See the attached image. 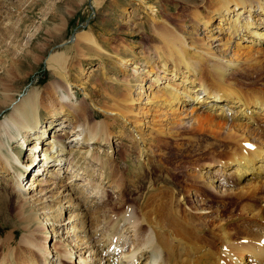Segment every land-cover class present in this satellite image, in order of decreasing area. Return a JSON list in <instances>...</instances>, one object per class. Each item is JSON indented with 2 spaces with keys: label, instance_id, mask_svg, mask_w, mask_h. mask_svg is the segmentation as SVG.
<instances>
[{
  "label": "bare ground",
  "instance_id": "1",
  "mask_svg": "<svg viewBox=\"0 0 264 264\" xmlns=\"http://www.w3.org/2000/svg\"><path fill=\"white\" fill-rule=\"evenodd\" d=\"M181 1L179 5L184 12L190 9L189 13L172 25L161 20L145 0L140 2L146 5L151 19L148 41L137 55L125 45V49L114 47L115 70L126 75L116 83L110 78L109 82L117 87L112 88L114 95L107 96L102 106L83 90V82L78 84L70 76L73 61L68 58V49L65 56L57 53L49 59L51 79L45 90L33 89L16 99L17 90L2 88L0 109L10 112L0 120V175L13 171L14 185L13 193L0 190V194L11 202L15 191L28 194L39 188L40 198L23 200L18 205L14 218L25 233L17 251L10 247L9 234L5 240L0 239V249L5 251L0 264H50L52 258L51 264H76L75 259L77 264H264V78L257 64V57L264 56V0ZM189 24L191 30L187 32ZM199 25L204 31L225 32V38L201 37ZM213 40L219 41L217 49L212 47ZM39 49L35 52L43 50ZM112 50L103 49L86 31L77 34L72 46L74 55H98L111 64ZM129 61L133 62L127 65ZM144 81H149L146 89ZM78 87L85 92L81 99L90 102L91 110L98 111L102 119L96 120L97 114H87L79 104L74 90ZM136 87L139 91L134 94ZM41 113L49 116L50 125L64 124L65 119L72 118L73 126L49 140L47 131L51 129L42 126ZM58 115L61 117L56 118ZM114 137L131 143L127 148L119 147L120 153L126 156L135 151L143 159L127 182L134 189H142L140 182L146 181L147 192L137 208L129 205V211L124 208L112 220L106 219L103 233L97 238L100 227L95 222L104 201L98 205L95 198L104 196L105 185L120 195V201L127 191L117 170V159L111 161V156L105 154L101 160L93 148L96 144L110 148ZM5 140L12 144L22 140V145L30 141L25 145V151H29L25 163L8 152ZM185 142L192 148V143L205 145L189 150L183 147ZM191 153L203 160L197 157L202 162L192 164L200 166L197 171L183 170L187 183L181 186L180 190H185L181 195L178 183H172L171 170L162 161L168 157L185 160ZM94 164L104 173L103 183H96L94 173H89V166ZM166 180L173 187L165 182L159 186ZM246 180L251 182L246 184ZM55 201L56 206L52 205ZM35 206L45 218L43 222ZM63 215L69 219L64 230L72 226L74 248L55 243L50 249L46 245L47 230L51 227L53 236L59 237L57 227L64 226ZM86 219L93 224L91 230L85 226ZM12 227L15 229V225ZM32 228L36 237L27 235ZM36 231L41 233L42 241L37 239ZM125 241L131 248L127 252ZM85 253L88 257H82Z\"/></svg>",
  "mask_w": 264,
  "mask_h": 264
},
{
  "label": "rangeland",
  "instance_id": "2",
  "mask_svg": "<svg viewBox=\"0 0 264 264\" xmlns=\"http://www.w3.org/2000/svg\"><path fill=\"white\" fill-rule=\"evenodd\" d=\"M99 1L100 4L96 5V0H0V33H1L0 38L3 39L1 40L2 42L0 41L1 43L0 44V94L2 88L5 86L17 90L18 93L15 94L16 99H18L21 94L26 93L27 91H31L33 89L40 92L45 90L47 83L51 79V73H50L51 70L48 67L49 59L57 53H59L58 54L59 57L65 56V50L68 49L70 53L68 55V58L69 60L72 59L70 60V62L73 61L71 62L72 69L70 71L71 73L70 76L72 77V79L76 81V83L78 84L83 82L84 87L86 85L85 89L83 90L84 91L86 90V92H88L89 94L91 93L92 99L95 100V102L99 106H102V103L107 102L106 99L107 96L112 97L114 95L112 88L115 87L116 85H114L113 82L116 83V79L123 80L126 75L125 73L118 74L117 70H115L117 66H115L116 50L114 49V47L117 45H119L120 47L125 45L127 49L129 50L130 48L132 49L129 52H133V53L135 52L136 55L139 54V52H141V49L144 47V45H146L148 41L146 34L149 32L151 28V19L150 16L147 15L148 11L145 10L146 8H144V6L146 5L142 6V4L140 3L142 0H99ZM145 2L148 3L151 7H153V11L157 12L161 20L166 21L171 25L172 23L180 20V18H182L183 15H185V12L186 14L189 13L188 11L190 10L188 9L185 12L183 11L184 8L181 7L182 5H179V3L182 2L181 0H174L173 2H171V0H145ZM173 6H175V8ZM162 7L163 8L166 7V9L163 12L161 11V9H163ZM201 12L202 14H205L203 11ZM217 23L218 21L214 22L213 27H215ZM198 27H199L198 33H200L201 37H204V35H206L205 37L207 38L208 35L209 36L211 35L212 38H216V39L223 40L225 38V32L219 33L215 30L209 32L211 29L208 31L205 29L206 31H204V28L202 26L199 25ZM10 28L14 32H12L11 30L8 31ZM187 28H188L187 32L191 30L190 24L189 26H187ZM83 31L89 32L92 35V37L98 41V44L103 49L106 50L107 48L113 49L112 64L107 63L106 59H105L106 61L102 60L101 58L98 57V55L97 56L90 55V57L88 56V58L87 57L82 58L81 56L74 55L72 53V46H74V43L76 41V36L77 34ZM133 34L136 35L137 38L131 40L130 37ZM139 35L145 36L143 41L140 39ZM213 42L214 43L212 47H214V49H217L216 45L219 44V41L213 40ZM37 48H40L39 50L43 49L42 51H40L41 53L38 51L35 52ZM262 49H264V46ZM119 55H120L119 57H121L123 54H119ZM129 55H131V53ZM79 57H81L82 60L79 59ZM122 57H126L128 59L131 58L130 56H126V55L125 56L123 55ZM261 57L260 55L257 57L258 59L257 64H259L260 67L262 68L260 69V72L264 78V73H263L264 56ZM132 62L133 61H129V63L127 62V65L128 64L130 65ZM8 73H10L11 75ZM167 77L170 78V75H166V78ZM110 78L113 81L112 83L109 82L111 80ZM105 79L108 82L104 81ZM100 80L101 81L103 80L102 83ZM164 81L165 79H163L162 82ZM148 83L149 81L147 82L144 81L142 83L144 85V89L147 88ZM121 89L123 90L124 88L121 87ZM157 89H154L153 91H156ZM74 90L77 92L78 100H80L79 104L81 103L84 106L85 110L87 109L86 113L89 115H91V113H95L98 116L96 120L102 119L103 116H101V114L98 111H96L95 109L93 111L91 110L92 108L90 106V102L88 101L86 102L83 99H81L85 92L79 87ZM92 90H94L95 92ZM138 91L139 88L136 87L133 93L136 94L138 93ZM84 103L86 104V106ZM232 111L234 110L232 109ZM9 112L10 110L7 109L4 110L3 108H1L0 120L5 118ZM45 114L46 113H41L42 124H43L42 126H45L46 129H48L47 127L50 126L51 130L47 131V134H49V140L50 139L52 140V136L54 134L56 135L58 133H61L62 130L70 131V128L73 126V124H71L72 118L65 119L66 118L65 116L62 117L63 119H65L64 121H66V123L60 125H56L55 123H53L52 125H50L49 124L50 118L48 115ZM99 115L101 116V118H99L100 117ZM59 117H61V115H58V117L56 118ZM57 121H58L57 123H60L62 120H57ZM57 129H59L60 131H56ZM114 131L117 134V129L116 130L114 129ZM28 141L26 142L25 145H27L30 142ZM208 141L212 142L213 140H211V138H208ZM5 142L8 152L11 151V154H13L14 156H19L21 158V161L25 163L26 159L28 158L29 151H25V145H22V140H20L16 144H12L11 142L9 143L8 140H5ZM198 143L199 144L192 143L193 148L195 146L202 147L203 145H205V142H198ZM188 144L189 143L185 142L183 147L186 148V146H188L187 148H189V150H192L193 148L190 147V144L189 145ZM123 145L124 148H127L128 146L131 145V143L127 139L120 140L117 137H114L113 141L111 140L110 148L105 145H100V146L97 144L93 145L94 152L99 154V158L101 160H104V158H106L103 157L105 154H109L111 156V161L112 158H114L113 160L117 159L119 163L117 170L120 172V176H123L124 179L123 182L125 184L124 187L127 190L123 194L122 201L124 202L120 201L121 200V197H119L120 195L116 194V192H114V189L107 187V185L103 187L104 196H102L100 199H97L98 197L96 196L97 198H95V200H97L98 205L99 204L101 205V203L104 201L100 208L101 212L99 217L97 218L98 221L95 222L96 224H98V227H100V229L98 230L97 238H100V235L103 233L101 230L104 227V222L106 219L112 220L114 216L122 212L124 208L128 209L129 211L130 210L129 205H132L133 207L137 208L139 204L142 202V196H144L145 192H147L145 187L148 185V182L146 181L140 182V186L143 187L142 189H134L128 184L127 182L128 176H130V173L136 168L137 165H139V163L141 164L143 163V159H139L138 154L135 151L130 152L131 154L124 156L123 153L119 152L120 150L119 147L121 146L123 147ZM172 145L174 146V143ZM172 145L171 147H173ZM153 150L157 155L159 154V151L156 148H153ZM215 150L216 149L214 148L213 151ZM205 152H208V154L211 153L208 150H206ZM205 152H202V154ZM185 153H187V150ZM191 154L192 157L189 156L188 157L189 159L186 158L185 160L182 158L178 160L177 159L173 160L172 158L168 157V159L166 158L167 160L164 159L165 161L164 160L162 161L165 162V165L167 164L166 166L169 168V170H171L172 173H170V177L172 176L171 179H174V181H172L171 179L170 180L172 181L173 185L178 183L177 188L179 189L178 191L179 194L181 195L185 193V190H180L181 186L183 187L185 184L184 187H186V183H187V181L185 180L186 178L182 176L184 172L190 170L192 171V169L193 170L195 169L194 171H197L198 168L200 167V166L194 167V165H192V164H197L200 161L198 160L200 156H196L194 155V153ZM206 154L207 153H205L204 155ZM200 158L203 160V157ZM145 159L147 158L145 157ZM202 160L200 161V163L202 162ZM174 161L176 162V164H174L175 163ZM88 169H89V173L92 172L94 173L93 178L95 179L96 183L104 182V173H102L103 171H98L99 169L98 166H95L94 164L92 166H89ZM143 170L145 171V168ZM179 170L182 171L180 172ZM183 170L185 171L183 172ZM70 172L72 173L73 169ZM139 175H143V173H140ZM84 178H87V176H85ZM170 180H166L167 182L160 181L158 184L159 186H163L166 183V186L173 187L172 184H169ZM13 182H14L13 171L8 174L0 175V190L1 191L6 190V192L9 193L13 187L12 185H14ZM250 182L251 181L246 180V184H249ZM80 183H81L80 185H84L83 182ZM82 188L86 189V191H89L87 186H83ZM1 191L0 193H2ZM15 192H14L15 200L14 201L11 200V202L9 199H5L3 194H0V196H3L2 198H0V239L5 240V236L9 234L12 237V243L10 244V247L11 248L13 247L15 251H17V249L19 248L18 243L22 238V235L25 233V231L22 228H18L16 226V223L19 221H17V219L14 218L15 216L14 213H16L18 205L20 204L21 201L28 200L30 202H33L38 197L40 198V193H39V188L37 189V191H30L28 194L27 191H23V192L15 191ZM54 192L56 191L54 190ZM50 194L48 193L46 196H49ZM75 194L76 192L73 191L72 197H75ZM192 194L193 193H191L192 199L195 200L196 196ZM59 199H61V197H59ZM57 200L58 197L56 198V201ZM90 200L91 198L87 199L86 203H89ZM56 201L55 203L53 202L52 205L56 206ZM62 202L65 205V208H67V204L64 203L65 201ZM216 206H218V204ZM216 206L214 207L216 208ZM218 207H220V205ZM35 208H36V212H38L39 216L41 217L40 222L41 221L43 222L45 218L41 214V211L37 209L38 207L35 206ZM118 208L120 210H118ZM92 210H94V208H92ZM112 211H114L115 214L112 213ZM63 216H64L63 219H65V221L61 222V226L62 225L64 226L57 227V229L59 228L57 230L58 231L57 235H59V237L53 236L54 234L51 231L52 230L51 227H49L51 230L50 229L47 230L48 239L46 245L47 247H50V249L52 248V245L55 243H57L58 245H64L65 243L66 246H68L67 248H72V247L74 248L73 245H74L75 237H73V233L71 232L72 228H70L72 226L70 225L67 228V230H64V227H66V224L68 223L69 219L67 218L68 217L67 215H63ZM211 216H213V214H211ZM132 219L134 220L135 216H133ZM88 220L89 219H86V222ZM141 223H143V220ZM91 224L92 223L91 222L89 223V221L85 223V226L87 225L86 228L91 230L92 229L91 227L93 225ZM14 225H15V229L12 227ZM32 229L29 230V233H27V235L29 234L30 237H36V234L34 233L35 230ZM36 232H37V239L42 241L43 237L41 236V233L38 234V231ZM77 236H79L78 233ZM127 236H129V234H127ZM125 243H126L125 252H127L131 248L130 246H127L129 245V241L127 242L125 241ZM0 252H1L0 253L1 255L0 259H1L5 251L4 249L3 250L0 249ZM76 255L77 253L74 255V258L76 257ZM119 255L120 253L118 254V256ZM82 257H88V253L82 254ZM51 262H54V258L51 259ZM74 262L77 264L78 259H75ZM55 264H58V262H56ZM67 264H71V263H67Z\"/></svg>",
  "mask_w": 264,
  "mask_h": 264
}]
</instances>
